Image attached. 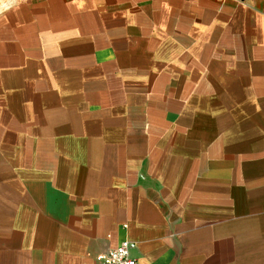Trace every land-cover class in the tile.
Returning <instances> with one entry per match:
<instances>
[{"label":"crops","instance_id":"crops-1","mask_svg":"<svg viewBox=\"0 0 264 264\" xmlns=\"http://www.w3.org/2000/svg\"><path fill=\"white\" fill-rule=\"evenodd\" d=\"M264 264V0L0 4V264Z\"/></svg>","mask_w":264,"mask_h":264},{"label":"built area","instance_id":"built-area-1","mask_svg":"<svg viewBox=\"0 0 264 264\" xmlns=\"http://www.w3.org/2000/svg\"><path fill=\"white\" fill-rule=\"evenodd\" d=\"M232 1L243 2L246 0ZM129 246V241L122 240L114 247L93 254V258L96 262L102 264H140L135 258L130 256Z\"/></svg>","mask_w":264,"mask_h":264},{"label":"rangeland","instance_id":"rangeland-1","mask_svg":"<svg viewBox=\"0 0 264 264\" xmlns=\"http://www.w3.org/2000/svg\"><path fill=\"white\" fill-rule=\"evenodd\" d=\"M13 1H15V0H0V4L2 3V5H7Z\"/></svg>","mask_w":264,"mask_h":264}]
</instances>
